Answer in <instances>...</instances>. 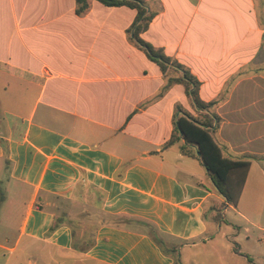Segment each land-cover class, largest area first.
<instances>
[{"label":"crops","instance_id":"crops-1","mask_svg":"<svg viewBox=\"0 0 264 264\" xmlns=\"http://www.w3.org/2000/svg\"><path fill=\"white\" fill-rule=\"evenodd\" d=\"M144 1L139 36L215 102L222 154L249 161L237 204L182 139L164 146L178 107L206 109L133 40L135 8L0 0V264H264V236L227 218L264 231V0Z\"/></svg>","mask_w":264,"mask_h":264},{"label":"trees","instance_id":"trees-1","mask_svg":"<svg viewBox=\"0 0 264 264\" xmlns=\"http://www.w3.org/2000/svg\"><path fill=\"white\" fill-rule=\"evenodd\" d=\"M106 5H126L135 8L136 14L131 24L133 40L145 50L147 55L157 61L161 68H165L167 63L173 64L174 67L181 70L179 77L171 78L169 81L176 80L182 82L193 103L197 108L206 109V112H201V117H194L187 111L178 107L180 114H175L173 119V128L169 139L164 143V146H169L180 139L183 142L179 145V149L185 153L199 157L207 170L208 177L213 188L223 198L222 204L236 205L243 182L245 180L248 160L232 159L222 154L221 148L214 140L213 133L219 123V116L214 112V101L204 102L199 99L197 94L198 82L195 77L183 68L180 64L172 62L160 48L153 47L150 43L143 40L139 33L148 27L149 22L153 17V12L147 9L144 0H99ZM77 10L86 9L88 6L87 0H76ZM221 205L215 207L214 220L221 221ZM59 221H54L51 229L56 227ZM150 233L161 248L165 252H174L173 248H167L164 241L157 235L156 231L151 228ZM237 251V248L235 247ZM240 253V252H239ZM248 264H256L252 258L246 255ZM172 264H181L178 256L173 257Z\"/></svg>","mask_w":264,"mask_h":264},{"label":"rangeland","instance_id":"rangeland-1","mask_svg":"<svg viewBox=\"0 0 264 264\" xmlns=\"http://www.w3.org/2000/svg\"><path fill=\"white\" fill-rule=\"evenodd\" d=\"M230 217L238 219V221L241 222V224H242L243 230H244V226L248 227V229L250 230V232H249L250 234L253 233L255 235H263L264 236V231H261L260 229L250 225L249 223L245 222L244 220H242L238 216H232L231 210H229V213L227 214V218L230 219ZM261 221H262V223H264V218H262ZM221 230L225 231V232H230V231L232 232V227L228 224L222 223ZM243 230H242V233L244 234Z\"/></svg>","mask_w":264,"mask_h":264},{"label":"water","instance_id":"water-1","mask_svg":"<svg viewBox=\"0 0 264 264\" xmlns=\"http://www.w3.org/2000/svg\"><path fill=\"white\" fill-rule=\"evenodd\" d=\"M199 155V153H197Z\"/></svg>","mask_w":264,"mask_h":264}]
</instances>
